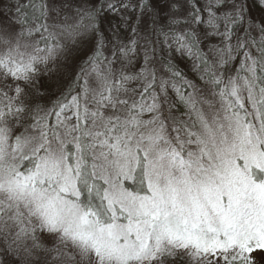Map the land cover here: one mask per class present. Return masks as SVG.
<instances>
[{
  "label": "snow or ice",
  "instance_id": "obj_1",
  "mask_svg": "<svg viewBox=\"0 0 264 264\" xmlns=\"http://www.w3.org/2000/svg\"><path fill=\"white\" fill-rule=\"evenodd\" d=\"M0 264H264V0H0Z\"/></svg>",
  "mask_w": 264,
  "mask_h": 264
}]
</instances>
